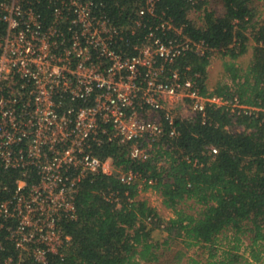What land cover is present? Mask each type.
<instances>
[{"label": "built area", "instance_id": "obj_1", "mask_svg": "<svg viewBox=\"0 0 264 264\" xmlns=\"http://www.w3.org/2000/svg\"><path fill=\"white\" fill-rule=\"evenodd\" d=\"M156 1L125 26L98 0H0V164L12 176L0 175V264H48L64 254L70 235L61 222L77 216L80 182L115 172L96 152L105 138L131 142L132 156L146 158L162 120L176 136L185 110L237 106L167 70L192 41L167 37L170 20L147 23Z\"/></svg>", "mask_w": 264, "mask_h": 264}, {"label": "trees", "instance_id": "obj_2", "mask_svg": "<svg viewBox=\"0 0 264 264\" xmlns=\"http://www.w3.org/2000/svg\"><path fill=\"white\" fill-rule=\"evenodd\" d=\"M98 1L125 26L147 2ZM256 1L223 0V11L207 8L209 0L155 2L145 18L149 25L170 20L167 37L204 46L200 52L191 42L167 70L178 68L183 77L194 79L203 95L237 99L238 104L234 109L210 104L204 115H176V136L162 120L163 133L146 158L132 156L131 142L105 138L96 152L113 161L115 172L80 182L77 216L61 222L69 243L48 264H162L163 249L175 243L208 250L207 261L191 257L186 264H264V18ZM193 11L202 12L201 23L190 18ZM146 31L139 29L135 41ZM216 57L230 82L221 78L209 87ZM129 171L136 178L125 183L120 175ZM8 174L0 164L6 181L12 179ZM149 189L160 194L172 216L140 197ZM228 233L234 244L219 254L220 235ZM246 238L248 255L240 252Z\"/></svg>", "mask_w": 264, "mask_h": 264}, {"label": "rangeland", "instance_id": "obj_3", "mask_svg": "<svg viewBox=\"0 0 264 264\" xmlns=\"http://www.w3.org/2000/svg\"><path fill=\"white\" fill-rule=\"evenodd\" d=\"M257 8H259V15H261V19L264 18V0H258L254 2ZM207 8L216 9L217 11L224 10V2L223 0H209L207 4ZM202 12L201 11H193L190 13V18L193 19L197 23L202 22ZM250 43L254 44L253 39L251 38ZM223 62L219 57H216L209 67V87H212L213 84L216 83V80L221 79L229 81L227 77H224L222 74ZM188 114V111L185 110L184 114ZM140 197L146 198L149 203L157 208V210L163 214L165 217H170L173 215V211L171 209L166 208L162 203V198L158 192L153 189H149L146 191H141ZM233 234L228 233V235H220V243L223 247L219 250V254H222L223 249L230 247L234 244ZM230 241L232 243H230ZM249 244L248 238L245 239L244 243L240 246V252H244L248 255L247 245ZM163 261L162 264H186L189 258L194 257L202 261L208 260V250L200 247V245H193L191 247H185L182 243L172 244L171 248L163 249ZM170 262V263H169Z\"/></svg>", "mask_w": 264, "mask_h": 264}]
</instances>
